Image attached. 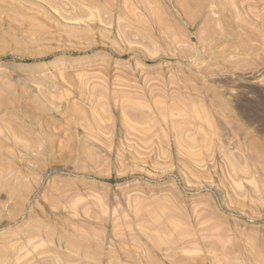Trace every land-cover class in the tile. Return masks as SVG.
<instances>
[{
    "label": "rangeland",
    "instance_id": "374dc122",
    "mask_svg": "<svg viewBox=\"0 0 264 264\" xmlns=\"http://www.w3.org/2000/svg\"><path fill=\"white\" fill-rule=\"evenodd\" d=\"M0 264H264V0H0Z\"/></svg>",
    "mask_w": 264,
    "mask_h": 264
}]
</instances>
